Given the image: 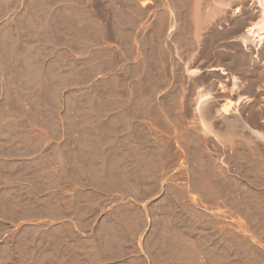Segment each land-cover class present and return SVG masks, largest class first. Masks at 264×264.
<instances>
[{
	"label": "rangeland",
	"instance_id": "1",
	"mask_svg": "<svg viewBox=\"0 0 264 264\" xmlns=\"http://www.w3.org/2000/svg\"><path fill=\"white\" fill-rule=\"evenodd\" d=\"M72 1L0 0V264H264V147L215 115L237 98L230 54L259 66L264 45L230 36L201 58L188 0H86L89 21ZM263 85L239 108L260 131Z\"/></svg>",
	"mask_w": 264,
	"mask_h": 264
},
{
	"label": "bare ground",
	"instance_id": "2",
	"mask_svg": "<svg viewBox=\"0 0 264 264\" xmlns=\"http://www.w3.org/2000/svg\"><path fill=\"white\" fill-rule=\"evenodd\" d=\"M249 1V0H247ZM246 1V2H247ZM255 1V4H257V9L255 13H257V17L256 15H254L252 12L247 13L246 15H242V17H240V12L238 11V8H233L235 7V5H241L242 3L245 2V0H188V11H189V15H188V25H189V31L191 34V38L190 39H195V45L196 43H198L199 39L202 40V34L203 33H207V36L204 37L203 39H207L208 42L205 43L204 47H203V51L201 50L202 56L201 58H205V59H213L214 58V51H213V47L214 44L218 41H222L224 42L226 40L227 37L230 36H236L234 39L235 41H238L240 43V46L245 49L248 50V47L250 46V48L252 47L255 50H259L261 47H263L262 45H264V0H253ZM248 4V3H247ZM246 4V5H247ZM243 5V4H242ZM241 8V7H240ZM229 11H233L231 13L232 17H236L238 19H235L236 22H234V24H232L231 27H229V29H225L223 32H216V29L218 28H214L216 27L218 23H220L221 21L226 20L227 18L230 17L229 15ZM229 12V13H228ZM240 17V18H239ZM253 22H251V20L253 19ZM256 17V18H255ZM252 18V19H251ZM234 19V18H232ZM231 19V20H232ZM228 20V19H227ZM233 22V21H232ZM247 24H250L249 27L245 28L244 26ZM222 24V23H221ZM227 24V23H226ZM216 25V26H215ZM220 25V24H219ZM245 28V29H244ZM221 29V28H220ZM241 31V33H240ZM240 33V34H239ZM228 39V38H227ZM233 41V40H232ZM205 42V41H203ZM221 43V42H220ZM199 44V43H198ZM226 44V43H225ZM219 45V44H218ZM203 46V44H202ZM222 46V45H221ZM234 46V45H232ZM225 47V46H224ZM238 47V46H237ZM201 48V47H200ZM226 48V47H225ZM230 49V48H229ZM219 50V49H218ZM222 50V49H221ZM220 50V51H221ZM263 50V49H262ZM193 52V51H192ZM228 52V51H227ZM237 52V51H236ZM241 52V51H240ZM261 52V51H260ZM259 52V53H260ZM222 53V51H221ZM246 53V52H245ZM250 53V51H249ZM223 54V53H222ZM226 54V53H225ZM251 54V53H250ZM262 54V53H261ZM218 57V54L216 55ZM215 56V57H216ZM222 56V55H221ZM225 56V55H224ZM228 56V55H227ZM260 56V55H259ZM259 56L254 55V57H251L249 54H233L229 56L228 60L229 62H227V65L229 67H231L232 71L234 72L233 75L228 76L229 74L226 72L225 69L222 68H215V69H211V71H217L221 76H228V81L231 84V89L229 88V90H231L230 92L234 95H236V100L235 102L231 101V100H227L225 104H222L221 108L218 109V111H216L217 114H215L216 116H220L222 117V119L228 118L229 121H227L225 124L226 128H229V130L227 131L229 133V136L227 134V138L231 139V141L234 138L235 142H239L240 141H246L248 140V142L246 141L245 143L249 144V146H253L252 144H262L264 147V129L263 131L258 130L259 128L262 130L261 127L257 128V129H252L254 127H256L253 122L255 123V118L257 117H253L252 118L254 120H252V118L250 119L252 122L251 124L254 125V127H252L251 125H249V123H247L248 125L244 124L241 119H240V112H239V108L242 105H249V106H253V104L250 105L251 102L254 103L255 99H253L252 97H250L251 95L249 93L256 94L254 93V89L256 90L257 85L264 82V72L262 70H260L259 65L258 66V61H259ZM190 58V57H189ZM226 58V57H225ZM263 58V57H262ZM192 59V58H191ZM227 59V58H226ZM194 60V59H193ZM200 60V59H199ZM208 60V61H210ZM189 61V60H188ZM191 61V60H190ZM207 61V60H206ZM201 62V61H200ZM204 62V60H203ZM214 62V61H213ZM218 63V62H217ZM191 64V63H190ZM264 68V62L261 65ZM228 67V68H229ZM189 68V67H188ZM190 75H192L193 77L198 75V71L196 70H191L189 72ZM243 80V81H242ZM205 81V80H204ZM203 81V82H204ZM226 81V80H225ZM202 82V81H201ZM200 82V83H201ZM259 83V84H258ZM204 84V83H203ZM222 85V84H221ZM199 86V85H198ZM224 87V86H223ZM264 87V85H263ZM259 88V87H258ZM257 88V90H258ZM243 89L244 95L245 93L249 94V96H241L239 95V91ZM195 91V90H194ZM197 91V90H196ZM242 91V90H241ZM259 92L262 90H258ZM256 92V91H255ZM261 93V92H260ZM252 94V95H253ZM263 94V93H262ZM192 96V95H191ZM258 96V95H257ZM254 97V96H253ZM211 98V94L209 92V90L206 89V87L201 86L200 88H198V91L196 92V96H195V110L197 111V113L199 114V118H200V125L203 129V131L206 134L211 133L212 131L210 130L211 127V123L209 121H207L206 119H208V117L206 118V113L209 111H207L208 108V104H209V100ZM256 98V96H255ZM260 98V97H258ZM264 98V97H263ZM212 100V99H211ZM254 100V101H253ZM257 100V99H256ZM259 100V99H258ZM263 101V100H262ZM258 101H256L257 103ZM255 103V104H256ZM262 103V102H261ZM213 106V105H212ZM248 106V107H249ZM244 107V106H243ZM247 107V106H246ZM250 108V107H249ZM254 108V107H253ZM210 109V107H209ZM212 109V108H211ZM210 109V110H211ZM243 109V108H242ZM241 109V111H242ZM248 109V108H247ZM255 109V108H254ZM261 109V108H260ZM259 109V110H260ZM264 109V106H263ZM213 110V109H212ZM257 110V109H256ZM193 111V110H192ZM195 111V112H196ZM254 111V110H253ZM211 112V111H210ZM210 112L208 113V115H211ZM258 112V110H257ZM244 113V112H243ZM246 113V112H245ZM259 113V112H258ZM258 113H256L258 115ZM260 113L263 114V111ZM254 112L251 114L253 115ZM197 115V114H196ZM207 115V116H208ZM215 116V117H216ZM255 116V115H254ZM264 116V114L262 115ZM261 116V117H262ZM198 117V116H197ZM214 117V119H215ZM198 118V119H199ZM210 118V117H209ZM217 118V117H216ZM260 118V115H259ZM197 119V120H198ZM221 119V118H220ZM210 120V119H209ZM225 120V121H226ZM260 120V119H259ZM199 121V120H198ZM214 121V120H213ZM263 121V120H262ZM216 122V121H215ZM259 122V121H258ZM222 123V120H221ZM220 123V124H221ZM225 123V122H224ZM256 125L258 124L257 122L255 123ZM262 124V122H261ZM223 126V125H222ZM251 126V127H250ZM262 126V125H261ZM200 127V126H199ZM221 127V126H220ZM218 128V127H217ZM213 130V129H212ZM215 130V128H214ZM213 130V132H214ZM231 133H230V132ZM248 131L247 133L249 134L248 136L244 133ZM212 132V133H213ZM216 132V131H215ZM211 133V134H212ZM217 133V132H216ZM215 133V134H216ZM220 133V132H219ZM226 133V132H225ZM214 134V133H213ZM212 134V135H213ZM214 136L216 137L217 135ZM218 134V133H217ZM232 134V135H231ZM211 135V136H212ZM219 135V134H218ZM226 135V134H225ZM224 135V136H225ZM221 136V134H220ZM233 136V137H232ZM245 136H247L246 140H242L245 139ZM213 137V136H212ZM231 137V138H230ZM216 139H219L218 136L216 137ZM221 139V138H220ZM220 139L218 140L220 142ZM226 139V138H225ZM225 139H221L225 140ZM230 141V140H226ZM230 141V142H231ZM220 142V143H221ZM229 142V143H230ZM224 143V142H223ZM222 143V145H223ZM233 143V141H232ZM237 143L236 146L235 144L232 146L237 147ZM242 143V142H241ZM240 143V144H241ZM228 144V143H227ZM244 145V143H242ZM247 144H245L244 146H246ZM226 145V144H225ZM242 145V146H243ZM248 146V145H247ZM258 145H256L257 148ZM233 147V149L235 148ZM237 147V148H238ZM250 147V148H251ZM254 147V146H253ZM261 147V146H260ZM244 148V147H243ZM247 149V147H246ZM245 149V150H246ZM253 149V148H252ZM251 149V150H252ZM258 149V148H257ZM264 149V148H263ZM238 150V149H237ZM236 150V151H237ZM239 151V150H238ZM247 151V150H246ZM258 151V150H257ZM264 151V150H263ZM251 153V152H250ZM254 153V151H253ZM264 154H262L263 156Z\"/></svg>",
	"mask_w": 264,
	"mask_h": 264
},
{
	"label": "crops",
	"instance_id": "3",
	"mask_svg": "<svg viewBox=\"0 0 264 264\" xmlns=\"http://www.w3.org/2000/svg\"><path fill=\"white\" fill-rule=\"evenodd\" d=\"M63 1L66 2V4H70L71 2H73L72 0H63ZM85 1L86 0H76L75 1L76 4H78V6H79V8H77V10L74 9V7L66 6L69 9H74L76 12H78L80 16H78L77 18H78V20H81V21H89V20H91V17L88 15V11L84 8L85 7ZM102 1H104V0H102ZM149 2L151 3V1H149ZM106 5H107V8H109L111 11H116V12L121 11L120 9H118L119 6L118 5H115V3H114V5L112 3V6L111 7H109L110 4L108 2H107ZM147 6L148 5H145L144 6V9ZM137 8L141 9L140 6L137 7ZM64 19H66V16L65 17H62V20H64Z\"/></svg>",
	"mask_w": 264,
	"mask_h": 264
},
{
	"label": "flooded vegetation",
	"instance_id": "4",
	"mask_svg": "<svg viewBox=\"0 0 264 264\" xmlns=\"http://www.w3.org/2000/svg\"><path fill=\"white\" fill-rule=\"evenodd\" d=\"M256 12V10H253L252 11V13L254 14V15H256V17H257V13H255Z\"/></svg>",
	"mask_w": 264,
	"mask_h": 264
}]
</instances>
